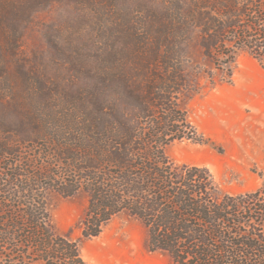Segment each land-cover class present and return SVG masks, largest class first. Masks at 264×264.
Here are the masks:
<instances>
[{
    "label": "trees",
    "instance_id": "1",
    "mask_svg": "<svg viewBox=\"0 0 264 264\" xmlns=\"http://www.w3.org/2000/svg\"><path fill=\"white\" fill-rule=\"evenodd\" d=\"M62 2L75 16L66 11L56 25L55 52L22 54L33 14ZM136 7L0 0V264H89L78 241L54 227L48 188L88 192L83 239L128 212L146 227L149 250L169 264H264V175L254 191L230 195L208 168L165 154L175 140H198L181 106L193 91L188 46L228 69L245 51L264 69V0ZM230 78L228 70L223 80ZM33 144L47 158H28L25 172L8 157L18 153L13 146Z\"/></svg>",
    "mask_w": 264,
    "mask_h": 264
},
{
    "label": "rangeland",
    "instance_id": "2",
    "mask_svg": "<svg viewBox=\"0 0 264 264\" xmlns=\"http://www.w3.org/2000/svg\"><path fill=\"white\" fill-rule=\"evenodd\" d=\"M121 1L132 10L137 4L151 5L158 0ZM66 11L75 16L74 9L63 2L45 6L33 14L22 33L20 52L27 56L53 54L55 27ZM188 52L190 61L186 69L193 91L181 106L198 140H175L166 146L165 154L177 164L208 168L227 194L254 191L264 175V69L245 51L236 53L230 69L223 60L218 65L203 60L195 43L188 46ZM228 70L231 78L225 81ZM25 99V96L15 98L17 103ZM0 105L3 106L1 100ZM13 147L18 153L8 158H19L25 172L30 169L26 166L28 158H36L37 164L46 161L39 144ZM54 170L59 172L61 168ZM43 196L54 227L78 241L87 263L169 264L166 254L149 250L147 229L138 217L120 212L102 225L98 235L83 239L80 222L88 204V192L82 189L72 196H63L48 188Z\"/></svg>",
    "mask_w": 264,
    "mask_h": 264
}]
</instances>
